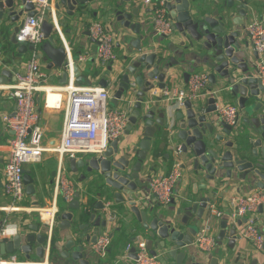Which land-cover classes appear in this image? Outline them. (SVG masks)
I'll use <instances>...</instances> for the list:
<instances>
[{"label": "water", "instance_id": "1", "mask_svg": "<svg viewBox=\"0 0 264 264\" xmlns=\"http://www.w3.org/2000/svg\"><path fill=\"white\" fill-rule=\"evenodd\" d=\"M97 1L55 0L56 21L61 7L68 17H80L87 4ZM105 1L112 6L116 21L139 35L133 47L140 50L141 27L151 23L147 21L151 9H146L138 0ZM262 6V0H164L172 32L183 39L182 58L190 64L199 61L209 69L208 91L212 96L206 101L186 100L181 108L172 100L156 96L155 87L163 90L172 85L168 73L171 62L161 50L129 55L130 62L123 63L128 57L121 61L122 70L116 78L100 79L103 87L116 83L110 100L115 106L120 102L129 110L128 124L102 155L68 161L72 173L83 169L81 179L88 180L90 193L86 203L80 204V194L76 192L69 203L74 212L61 211L57 216L60 227L70 230L71 237L65 240L60 251V256L68 260L67 264H121V258L106 260L107 254L100 256L93 249L102 233L108 232L110 238L114 232L123 233L116 223V210L122 215L121 222L131 227L133 242L142 237L147 251L157 257L160 264H230L227 260L220 262V258L212 254L198 253L192 243L204 223L214 219L208 211L211 197L206 194L207 182H222L224 178L241 181L264 193V83L257 75L260 56L250 48L247 39H240L248 18L255 17L256 12L261 13ZM47 10L41 22L45 41L39 47L42 54L37 55L38 59L47 60L48 69H61L60 84L67 83L69 67L75 83H88L76 58L72 56L70 60L64 46L56 43L54 30L57 25L52 17L50 19V8ZM35 15L30 0H0V55L7 57L9 54L19 62L29 53L31 47L18 43L16 33L26 17ZM262 22L264 25L263 19ZM114 34L118 37L116 46H124V35L118 31ZM3 60L4 57L0 64ZM0 75L12 76V73L2 70ZM189 75L190 72L186 74L187 79ZM230 97L238 105L240 114L249 109V115L243 119L245 127L240 126V122L230 125L219 118L217 104ZM123 134L137 136V140L123 148ZM163 151L169 154L167 160L177 161L182 170L187 168L191 181H195L189 194L178 199L174 196L167 207L149 205L145 198L151 172L165 167L159 160ZM23 179L26 194L34 195V178L26 169ZM111 210H115L114 223L108 220ZM259 213L264 218V203L259 206ZM2 224L3 220L0 226ZM241 224L239 221L238 226ZM219 225L221 229L216 239L223 241L227 220L222 219ZM107 226L110 229H106ZM237 233L236 227L229 231L230 248H234L239 237ZM46 240V232L37 225H30L28 231L3 240L0 254L22 253L29 260L34 251L35 257L43 262L47 257ZM49 249L58 250V240L57 245ZM129 252L128 256L136 259L135 245Z\"/></svg>", "mask_w": 264, "mask_h": 264}, {"label": "built area", "instance_id": "2", "mask_svg": "<svg viewBox=\"0 0 264 264\" xmlns=\"http://www.w3.org/2000/svg\"><path fill=\"white\" fill-rule=\"evenodd\" d=\"M55 0H30L36 15L26 17L25 21L16 33V40L20 44H27L30 58L25 63L22 71L12 72V81L6 85L10 95L15 100L14 115L2 114L0 119L5 128L12 131L8 139V153L4 165L3 192L10 197L11 202L3 208L6 213H16L24 210L21 204L25 197L24 169L28 164L40 162L45 152L57 154L61 158H78L79 155L100 156L109 147L110 143L120 137L128 124L129 110L120 107H109L112 97V87L96 85H81L75 83L72 70L69 67L68 81L65 84L53 88L45 83L47 74L42 70L37 57L40 45L45 41L41 30V22L51 9V3ZM152 9L151 24L153 33L161 37H168L172 33V22L162 1L143 0ZM51 11V10H50ZM55 25L57 21L54 13L51 14ZM250 48L260 56L257 61V75L264 83V25L261 19L254 18L245 24ZM89 36L97 42L95 56L101 63L108 64L117 61L114 52L116 41L114 33L110 32L102 21L95 20L88 24ZM116 36V35H115ZM63 45L70 58L69 49L63 40ZM80 59H85L84 56ZM61 70V69H60ZM208 86L207 71H193L190 73L186 89L170 95L166 87L161 91L168 96L176 106L181 107L186 100H197L201 91ZM43 91L45 96L43 105L49 109H64V120L57 143L44 144V130L40 125V113L37 109L36 94ZM55 94L57 100L49 104V95ZM239 107L236 104H217L219 118L227 124L237 123ZM181 176L180 164L175 161L169 172L165 175L153 176L148 180L145 198L149 205L167 207L174 197L176 184ZM54 189L61 193L65 203L74 199L75 184L64 172H59L55 178ZM56 198L45 207L36 208V212L47 231V249L51 245L53 231L57 224L59 208ZM264 203V193L260 189H254L246 195H232L230 198L231 213L229 219L236 224L240 221L241 237L262 250L264 247V230L260 227L259 206ZM109 205V203H107ZM209 215L212 218L221 217L223 212L215 206H210ZM115 214L108 213V220L113 222ZM242 220H244L242 222ZM18 233L16 223H6L0 229V243L8 240ZM108 232L102 233L93 245L94 251L105 256L111 243ZM193 246L198 253L209 255L215 248L217 241L212 232V226L206 222L193 238ZM136 259L133 264H160L157 257L151 255L142 237L135 241ZM130 245L127 246V250ZM48 264L47 257L40 261H19L16 254L4 256L0 254V264Z\"/></svg>", "mask_w": 264, "mask_h": 264}, {"label": "crops", "instance_id": "3", "mask_svg": "<svg viewBox=\"0 0 264 264\" xmlns=\"http://www.w3.org/2000/svg\"><path fill=\"white\" fill-rule=\"evenodd\" d=\"M158 1V0H154ZM164 4V0H160ZM54 2L51 3V11L52 13L56 12L54 10ZM137 2H142L143 6L148 9L151 7L147 4H144L143 0H138ZM262 11L261 13L254 14L255 17H249L247 22L249 20H252L254 18H258L259 16L264 20V0H262ZM166 9V8H165ZM167 11V9H166ZM59 19L57 21V29L54 30V37L56 40V43L58 46H64L63 40L66 42L68 49H69V55L70 58H76L78 61V66L80 67L81 74L85 75V79L88 80V83H84V85H96L101 86L99 84V81L101 78H108L109 76H112L113 78H116L118 76L121 69V66L123 63L127 64L130 62V56L132 57L133 54H141L143 52L149 53L152 51H163L165 54H167V60H170L171 66L168 68V73H170L172 84L171 86L167 87L169 89V93L171 96L173 94L177 93L180 89H186L187 85V76L186 74L188 72L192 71H207L209 74V69L206 65L199 63V61H192L194 64H190V61H185L183 56V46L181 45L182 38L176 33L172 32L167 38L161 37L158 35H155L153 33L152 24H145L141 27V34H143V39L141 40V49L136 50L133 47V42L135 39L139 37L138 34H135L134 32L130 31L128 28H125L120 25L118 21H116V18L112 12V6L108 1L105 0H98L96 3H93L91 5L87 4L85 13L83 16L80 17H68L66 15V12L63 7H61V10L58 12ZM168 15V12H167ZM252 16V15H251ZM146 20V17H142ZM141 18V20H142ZM152 18V9L151 13L147 16V21L151 22ZM51 19V15H50ZM99 20L102 21L107 29L114 33L116 31L121 32L124 35L125 39V45L122 47L115 46L114 52L117 54V61L113 62V64H105L101 63L97 57L95 56V52L97 49V42L93 40L89 36L88 32V24L92 21ZM135 22H138L135 20ZM246 22V23H247ZM242 36L240 39L247 38V34L245 32V29L241 30ZM115 41L117 43L118 37L114 35ZM41 53L40 48L38 51V54ZM42 54V53H41ZM130 55V56H129ZM84 56L85 59H80V57ZM4 57V60L2 61V64H0V73L2 70H11V73L13 71L19 70L22 71L25 67V63L30 58V53H27L24 58L17 62L16 60H13L12 56L9 54L7 57L4 56V54L0 55V59ZM128 57L126 62L124 61V58ZM40 66L42 70L47 74V79L45 80V84L48 87L56 88L60 86V79H61V70L58 68H52L48 69V61L45 60L43 57L42 59H39ZM122 63V64H121ZM196 63V64H195ZM111 67V68H110ZM110 68V69H109ZM0 78L2 79L0 81V117L2 114H12L15 110V100L10 95V92L7 90L6 85L9 84L12 81V76L10 75H0ZM111 88V93L115 91L116 83H110L108 84ZM107 85V87H108ZM209 78H208V86ZM103 87V86H102ZM213 89H217V86L211 85ZM156 96H163L167 98L168 100H171L170 97L164 96L161 93V89L155 87ZM209 89V88H208ZM209 92V91H208ZM44 92L40 91L36 94L37 98V109L40 113V125L42 126L44 130V144L45 145H52L54 142L57 143L60 137V132L64 120V109H49L45 108L43 105L44 100ZM205 96V95H204ZM58 96L53 94L49 95V104H52L57 100ZM205 97L202 96V100H204ZM199 100V99H197ZM173 101V100H172ZM196 101V100H192ZM233 98H228L226 102L221 103H229V104H235L233 103ZM220 104V103H219ZM108 106L113 108L116 107L111 100H109ZM124 106L122 103L119 102L117 107ZM178 107V106H177ZM183 108V107H181ZM246 113L241 111V121L240 126L245 127V124H243V119L245 116L249 115V109H246ZM62 115V116H61ZM61 116V118H60ZM52 134H56L57 136H52ZM12 136V131L5 128V125H3L1 119H0V180H1V186H0V208L5 207L8 205L6 203V198L4 196L5 193L3 192V183L5 181L4 179V165L6 162V157L8 153V139ZM137 140V136H123L121 137V146L123 148L127 147L129 144H133ZM48 143V144H47ZM166 153V151H163V153L160 154V161H162L165 165L164 168L154 170L151 172L152 177L153 176H159V175H165L169 172L172 163L170 160H167V157H169V154ZM89 155V154H88ZM93 156V155H89ZM89 156H79L77 159L80 158H88ZM69 159L68 158H61L57 154L48 153L45 152L43 154V157L40 162L34 163V164H28L25 169L28 170L31 174V176L34 178V186H35V194L34 195H27L26 189H25V197L24 200L21 202V204L25 207L24 210L20 213L12 214V213H6L5 211H2L0 209V221L3 220L2 226H0V229L6 224V223H16L18 226V233L28 231V227L30 225H37L40 227V229L44 232L47 231L45 225L42 223L39 214L36 212V208H41L48 206L51 204L52 200L56 198V204L59 208V213L61 211L65 212H71L73 213L74 210L69 207V203H65L61 193L58 191L55 192L54 189V182L57 174L59 172H64L66 176L70 177L71 180L75 184V192H79L80 194V204L86 203L87 196L90 193V184L88 180L81 179V174L84 172L83 169H80L78 173H72L69 169L68 164ZM195 181H191L189 176V171L187 168L181 169V176L178 179V183L176 184L175 188V199L180 198L183 194H189V192L192 190V186ZM244 182L229 180V179H223V181L218 182L216 180L207 182V191L206 194L211 197V201L209 203L208 211H210V206H215L218 210L223 212V215L221 217H215L212 222L207 221V223H210V226H212V232L214 234V238L216 239L221 227L219 225V222L222 219L227 220V232L225 235V239L223 241H217V244L215 248L212 250L211 254L212 257L217 256L220 258V262L223 260H227L230 264H264V249L258 250L256 249L251 242L246 241V239L241 237L240 234V226L236 224H233V222L229 219V214L231 213V205H230V198L232 195H246L248 192L258 189L257 187H252L249 184H246ZM244 185V187H243ZM243 188V189H242ZM139 191V189H138ZM27 196L29 198H27ZM179 196V197H178ZM61 200V202H60ZM180 200V199H179ZM28 201V204H26ZM25 202V203H24ZM114 213L115 210L109 211V213ZM117 226L122 227L123 233L114 232L111 238V243L107 249V257H105L106 260L112 259L111 261L115 260L116 258H121V264H133V259L130 258L129 250L134 244L133 240V234L131 227L125 226L122 221V215L119 214L117 211ZM15 213V212H14ZM260 214V227L264 230V218L261 213ZM206 221V220H205ZM203 221V222H205ZM114 223V221L112 222ZM110 225V224H109ZM108 225V226H109ZM136 228H139V224L135 223ZM106 229H110L108 227ZM134 226V225H133ZM232 227H236L238 230L239 237L236 240L234 244V248H230L228 246V239H229V231ZM239 228V229H238ZM70 230L67 228H61L60 227V220L57 219V224L55 226V229L53 231L54 236L58 240V250L54 253L51 263H49V257H50V249L45 250V256H47L48 264H67L68 260L60 256V251L63 250V244L65 240L70 235ZM112 231V230H111ZM17 233V234H18ZM130 245V248L127 250V246ZM51 246V245H50ZM194 247V246H193ZM50 248V247H49ZM195 249V248H194ZM196 251V250H195ZM12 255V254H9ZM9 255H6L9 256ZM17 260L19 261H39L34 254V251L31 253V258L28 260L25 258V256L22 253H16ZM126 257V258H123Z\"/></svg>", "mask_w": 264, "mask_h": 264}, {"label": "flooded vegetation", "instance_id": "4", "mask_svg": "<svg viewBox=\"0 0 264 264\" xmlns=\"http://www.w3.org/2000/svg\"><path fill=\"white\" fill-rule=\"evenodd\" d=\"M193 72V71H192ZM191 73V72H190ZM208 86L204 89V90H202L201 91V95L203 96V97H205L204 98V100H202L201 98H202V96L199 98V100H202V101H206L207 100V98H209L210 96H212L211 94H209V92H208ZM205 95V96H204ZM241 121V114H240V110H239V112H238V117H237V122H240ZM83 159H85V158H83ZM69 166V165H68ZM243 187H244V185H243ZM243 189V188H242Z\"/></svg>", "mask_w": 264, "mask_h": 264}, {"label": "trees", "instance_id": "5", "mask_svg": "<svg viewBox=\"0 0 264 264\" xmlns=\"http://www.w3.org/2000/svg\"><path fill=\"white\" fill-rule=\"evenodd\" d=\"M79 84V83H78ZM81 85H84V83H82ZM51 245L54 246V245H57V239L56 237L54 236V233L52 235V239H51ZM57 251V249H54V250H51L50 249V257H49V263H51V259L54 255V253ZM52 256V257H51Z\"/></svg>", "mask_w": 264, "mask_h": 264}, {"label": "rangeland", "instance_id": "6", "mask_svg": "<svg viewBox=\"0 0 264 264\" xmlns=\"http://www.w3.org/2000/svg\"><path fill=\"white\" fill-rule=\"evenodd\" d=\"M62 116V115H61ZM61 116H60V118H61ZM52 136H57L56 134H52ZM44 138H45V136H44ZM48 144V143H47ZM79 156H89L88 154L87 155H79ZM178 183V182H177ZM5 198H6V203L7 204H9L10 202H11V199H10V197H8V196H4ZM27 198H29L28 196H27ZM60 202H61V200H60ZM25 203V202H24ZM26 204H28V201H27V203ZM26 207V206H25ZM20 212H22V210L21 211H18V212H16V213H20ZM16 213H12V214H16Z\"/></svg>", "mask_w": 264, "mask_h": 264}, {"label": "bare ground", "instance_id": "7", "mask_svg": "<svg viewBox=\"0 0 264 264\" xmlns=\"http://www.w3.org/2000/svg\"><path fill=\"white\" fill-rule=\"evenodd\" d=\"M50 95H53V94L50 93ZM44 264H45V263H44Z\"/></svg>", "mask_w": 264, "mask_h": 264}]
</instances>
